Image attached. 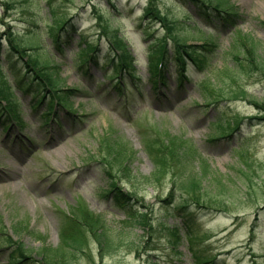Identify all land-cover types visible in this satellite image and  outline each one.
<instances>
[{"label": "rangeland", "instance_id": "obj_1", "mask_svg": "<svg viewBox=\"0 0 264 264\" xmlns=\"http://www.w3.org/2000/svg\"><path fill=\"white\" fill-rule=\"evenodd\" d=\"M227 1L237 25L215 30L188 0H156L160 15H144L148 0H0V84L18 104L8 134L10 106L0 97V264H12L7 255L21 246L37 259L60 246L63 256L62 233L73 219L67 205L81 220L100 216L109 236L102 256L96 237L83 233L70 264H264V118L254 117L264 74L242 49L254 37L264 53V0ZM114 35L127 43L133 67ZM173 36L195 51L179 49ZM154 41L167 42L162 72L150 63L163 46ZM28 52L49 64L71 105L43 115L58 95ZM120 75L127 92L114 86ZM233 119L240 130L223 137L221 124ZM168 143L183 148V161L195 159L187 163L195 171L197 158L209 164L212 198L177 185L184 169ZM114 149L122 164L110 168ZM247 160L253 188L242 173Z\"/></svg>", "mask_w": 264, "mask_h": 264}, {"label": "trees", "instance_id": "obj_2", "mask_svg": "<svg viewBox=\"0 0 264 264\" xmlns=\"http://www.w3.org/2000/svg\"><path fill=\"white\" fill-rule=\"evenodd\" d=\"M153 1L155 2V0H150L151 4H154ZM156 6V4H155ZM152 9H155L157 12H159V8L156 7H147L146 9V14L150 13V11ZM223 11V10H221ZM167 16L164 17V23L167 25V27L169 29H171V25H168V20L166 19ZM64 24H67V22H65ZM64 27V26H63ZM60 30V32L63 30ZM56 29L55 26H51L50 28V32L52 34L56 35ZM107 31V30H106ZM58 36V35H57ZM60 36V35H59ZM114 40V45L115 47H118L121 49L122 52V59L123 61H126V64L129 67H133V63L131 60V56H130V52L129 49L127 47V44L123 41V39L119 38L117 35H114L113 37ZM177 42H181V39L176 38ZM15 43V42H14ZM179 44V43H178ZM21 43H15L14 46H16L17 48H21L22 50L26 51L27 48L23 47ZM244 45V49L247 51V53H251L252 55H256L257 56V64L259 65L260 70L264 73V55L263 54H259L258 52V43L255 42L254 39H252V37H249L248 39L244 40L243 42ZM27 46V45H26ZM184 46V45H183ZM165 47V46H164ZM99 50V48L97 49ZM165 50H156L155 52H152L151 55V61L153 66L155 67V60H157L159 58V56L155 57V55H160L161 54V59L162 56L165 57ZM28 56H29V61L32 62V64L36 67V69L46 78L45 80H47L51 85L56 86L57 89H59L58 84H59V80L56 76H54L55 73H52L51 71H49L48 66L49 64L43 63L39 57L34 54L33 52H28ZM180 59L183 61V64L185 63V58L182 57V55L179 56ZM251 57V56H250ZM211 81V80H210ZM0 82H3V79L0 77ZM0 91L3 92V96L7 97V95H10V92L5 89L4 87L0 86ZM65 98H63L64 100ZM167 146H171V147H175L178 148V154H177V158L182 161L181 163H179L180 165H183L185 163L184 160V156H185V151L183 150L182 147H177V145H174V143H168ZM117 150L114 149V152H116ZM113 159V160H112ZM123 157L120 154V152H116L115 156L111 157V158H107V163H109L110 168L113 167L112 166V161L118 165L122 164ZM185 165V164H184ZM158 167H160V165L158 164ZM208 173V165L206 166V164H204L203 166V172L198 174V173H191V174H187L186 172L182 173V176H180L179 179V185L184 187L185 189L188 190H194L195 187L194 185H196L197 187L203 188V178L206 176V174ZM155 175V172L153 173V176ZM245 175L247 176V179L249 181V185H251V187L253 188V185L256 182L255 177L253 176L252 173L246 172ZM147 180L152 181V176L151 177H147ZM115 185H113L112 190L114 188ZM208 196V194H205V197ZM209 198H212L211 196H208ZM115 198L118 199L117 203H122V196L121 195H115ZM217 201H221V199H218ZM88 213H90L89 211H87ZM86 212V215L88 214ZM71 213L73 214V219L70 218L69 220L67 219L68 223H66L64 226L63 230L64 232L62 233V240H61V249L63 250V256H58L57 252L59 248L56 249H52V248H44V250L42 251L43 254V261L44 264H70V258L71 256L76 254V250H81L83 249L84 246V236L82 235L84 233V235L86 236L85 232H88L89 235H93L96 237V239L98 240L99 244H100V254L103 256L104 253V249H106L107 245V238H109L107 232H106V228H105V224L103 222V219L100 216L97 215H88L87 219L85 220H81L80 219V215L81 213L77 212L75 209H73L72 207V211ZM91 214V213H90ZM85 217V214H84ZM79 220V221H77ZM80 222V223H79ZM105 228V229H102ZM102 229V230H101ZM101 230V231H100ZM105 243V245H104ZM104 245V246H103ZM65 248H69L70 250H66ZM16 255H12L9 257V259H12V262L14 264H35V262L30 261V259H33L32 255L28 253L27 249H24L23 246H21L20 250L17 251V253H15ZM30 261V262H29Z\"/></svg>", "mask_w": 264, "mask_h": 264}]
</instances>
